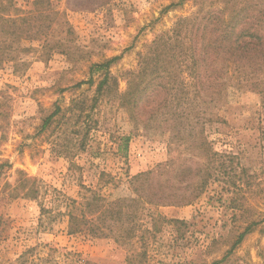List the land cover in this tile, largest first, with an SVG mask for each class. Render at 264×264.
Returning a JSON list of instances; mask_svg holds the SVG:
<instances>
[{
	"label": "rangeland",
	"instance_id": "rangeland-1",
	"mask_svg": "<svg viewBox=\"0 0 264 264\" xmlns=\"http://www.w3.org/2000/svg\"><path fill=\"white\" fill-rule=\"evenodd\" d=\"M45 1L58 11L48 39L54 43L67 39L72 54L54 50L49 56L42 49L45 36L26 37L22 44L32 50H22L15 60L0 66V264H22V254L41 243L81 253L87 264H212L222 260L238 235L253 223L252 231L219 264H264V98L258 91L234 88L233 81L227 99L213 108L219 118L206 124V137L219 154L214 180L190 204L149 209L167 220L157 219L159 231L146 233V249L138 238L122 245L111 238L70 236L66 217L51 224L45 217L46 228L39 224L42 201L54 211L65 210L54 189L78 197L82 182L102 186L111 198L125 197L130 194L131 176L174 155L169 151L168 132L136 127L116 99L86 111L93 119L89 134L75 132V118L56 120L48 129L42 126L57 104L66 108L73 99L92 96L94 87L74 85L91 76L93 65L114 56L120 58L111 71L120 78L124 91L123 73L138 66L144 46L171 29L179 17L197 10L196 0H185L169 11L164 9L180 0ZM33 2L13 0L12 5L23 8L29 22L39 24L38 16L30 13L36 7ZM8 8L14 13L13 7ZM64 21L71 25V32H66ZM95 70L92 75L98 79ZM125 136L130 137L127 147ZM83 138L85 148L77 150L72 165L58 151L66 147L76 151V140ZM198 159L184 151L166 176L178 193H189L192 188L187 187L189 180L179 182L174 169L195 166ZM19 169L43 181L40 199L11 196ZM170 219L187 223L180 227L183 233L179 232L177 241H173L176 232ZM139 221L143 229H152L154 221L148 211ZM133 251L140 256L130 261Z\"/></svg>",
	"mask_w": 264,
	"mask_h": 264
},
{
	"label": "trees",
	"instance_id": "trees-1",
	"mask_svg": "<svg viewBox=\"0 0 264 264\" xmlns=\"http://www.w3.org/2000/svg\"><path fill=\"white\" fill-rule=\"evenodd\" d=\"M5 1L0 0V66L15 60L16 53L32 50V47H24L22 44L26 37L45 36L42 49L49 56L54 50L66 55L72 54L67 39L54 43L47 37L58 14L49 1L33 2L36 7L30 13L38 16L39 24L29 22V16L24 15L25 10L13 6V0H8L10 6ZM196 1L197 10L194 13L179 17L171 29L162 31L139 52L138 66L123 73L127 84L124 91L120 90V78L111 71L112 64L120 58L114 56L92 66V74L95 69L99 72L98 79L91 74L88 79L74 85V88H82L84 85L94 87L92 96L73 99L66 108L57 104L55 110L44 119L42 126L48 129L51 123L75 118L72 122L75 132L83 130L89 134L94 128L91 123L93 119H90V113L86 111H94L104 101L116 99L119 106L127 110L136 127L142 125L168 132L169 151L174 155L155 168L131 176L130 194L125 197L111 198L103 193L102 186L94 187L82 182L78 197L70 198L54 189L59 193L58 198L65 210L54 211V208L47 207L42 201L41 226H47L43 221L45 217L49 220L47 224L66 217L67 234L70 236L111 238L122 245L138 238L141 248L146 249L149 240L146 233L154 235L159 231V225L155 222L157 219L167 220L155 216L149 209L190 204L214 180L216 156L219 154L213 150L205 134L207 122L219 118L213 108L227 99L233 83L236 89L258 91L264 98V4L262 0ZM184 2H173L164 11ZM8 7H13L14 13L9 12ZM63 24L66 32H71L72 27L68 21ZM122 138L127 147L130 137ZM74 145L76 151L68 147L58 151L68 157L72 165V157L77 150L85 148V138L76 140ZM184 151H191L199 159L195 166L182 165L174 169L178 173L179 182L189 180L187 187L192 188L189 193L180 194L169 185L170 180L166 176ZM18 175L11 196L40 199L43 181L21 169ZM145 211L149 212L154 221L151 230L143 229L139 221ZM168 223L174 226L176 232L173 241L179 240L180 227L187 223L179 219H170ZM253 227L254 223L248 225L238 235L226 256L212 264L223 262ZM141 228L143 232L138 235ZM139 256L140 253L133 251L130 261ZM22 258V264H33V258L38 260L37 264H87L81 253L62 251L43 243L29 247Z\"/></svg>",
	"mask_w": 264,
	"mask_h": 264
}]
</instances>
